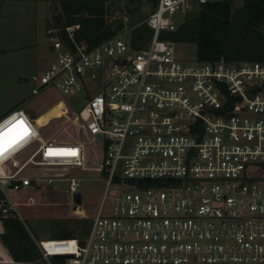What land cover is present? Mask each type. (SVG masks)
Listing matches in <instances>:
<instances>
[{
    "label": "built area",
    "instance_id": "1",
    "mask_svg": "<svg viewBox=\"0 0 264 264\" xmlns=\"http://www.w3.org/2000/svg\"><path fill=\"white\" fill-rule=\"evenodd\" d=\"M211 1L158 0L137 23L125 7L124 29L94 46L75 40L78 24L64 28L70 43L51 30L57 57L33 76L31 95L53 84L84 97L83 132L39 142L0 171V221L36 201L16 193L61 177L73 202L82 178L60 167L98 164L108 177L87 237L40 239L39 262L264 264V61L184 62L161 36ZM142 23L152 35L134 48L127 34ZM65 148L77 155H48ZM113 180L127 188L108 196Z\"/></svg>",
    "mask_w": 264,
    "mask_h": 264
},
{
    "label": "rangeland",
    "instance_id": "2",
    "mask_svg": "<svg viewBox=\"0 0 264 264\" xmlns=\"http://www.w3.org/2000/svg\"><path fill=\"white\" fill-rule=\"evenodd\" d=\"M26 1L25 3H28L30 0ZM31 1L34 2L33 6L31 2L28 4L29 9H32L31 17H17L20 12L14 6L7 8L3 6L4 16L0 13V43L3 48H10L6 54L0 55V118L2 117L0 129H6L12 121L24 120L30 128L37 130L26 141L0 159V161L4 159V164L7 166L26 156L39 135L44 137L55 135L73 140L82 135L84 128L79 117L85 103L81 95L74 92L64 93L53 84L38 94L31 95V89L36 84L33 76L42 73L57 57V53L49 49L52 42L50 38L55 35V32L47 30L54 28L56 22L67 21V14L61 21L56 0ZM36 2L41 4L38 10H36ZM105 2L107 21L115 26L121 21L119 14L126 7V2L124 0H105ZM235 2L236 5H240L242 0H235ZM65 4L67 7V2ZM130 9L131 22L137 23L153 11L154 4L142 0L131 4ZM37 11L39 16L36 17ZM130 35L131 33L127 34L128 37ZM7 36L9 38L6 40ZM176 47L177 56L182 61L196 60L194 43L178 42ZM0 53L2 54L3 51ZM97 91L100 89H95L90 94ZM15 106L21 108L3 117L10 109L16 108ZM89 146H94V142L90 141ZM91 155H94V151ZM62 168L60 167L57 171H64L67 177L82 178L78 189L82 195L81 211L74 209V203L70 200L68 191L67 199L63 194L66 193L69 184L63 177L53 181L52 188L55 192L46 191V189L39 191L37 188L28 187L25 192L22 191L17 196L18 200L22 201L26 200L28 194L38 196L35 203L21 204L17 207V212L11 215L18 220L24 236L36 241V244L40 239L46 238L70 236L86 238L105 192L108 176L98 164L68 170ZM126 188L125 186L117 187L113 180L107 191L108 196H115ZM109 204L110 201L107 200L106 206ZM6 259L8 257L0 261V264H12L11 260ZM44 264H65V262L51 257Z\"/></svg>",
    "mask_w": 264,
    "mask_h": 264
},
{
    "label": "trees",
    "instance_id": "3",
    "mask_svg": "<svg viewBox=\"0 0 264 264\" xmlns=\"http://www.w3.org/2000/svg\"><path fill=\"white\" fill-rule=\"evenodd\" d=\"M124 1L130 11L131 4L142 0ZM147 1L152 2L154 8L157 6L158 0ZM56 2L61 21L67 14V21L55 23L56 28H62L60 33L66 43H70V39L64 28L69 25L78 24L79 28L73 32L75 40L90 46L124 29L122 18L115 26L107 21L105 0H56ZM151 35L152 29L148 25L145 23L138 25L130 35L132 46L139 48ZM161 36L175 43H194L198 61L219 59L235 62L264 61V0H242L240 5H236L235 0H216L198 5L187 14L177 29L163 31ZM259 90L264 91V84ZM0 241L17 261L16 264L41 263L38 261L41 252L36 241L24 236L17 219L9 217L3 220ZM58 260L65 261V258Z\"/></svg>",
    "mask_w": 264,
    "mask_h": 264
},
{
    "label": "crops",
    "instance_id": "4",
    "mask_svg": "<svg viewBox=\"0 0 264 264\" xmlns=\"http://www.w3.org/2000/svg\"><path fill=\"white\" fill-rule=\"evenodd\" d=\"M51 1V0H50ZM53 1V0H52ZM25 2H27L26 0H0V13H2V11H3V6H5L6 8L7 7H10V6H14L15 8H17L18 9V11L20 12V15H18L17 17H19V18H27V17H31L32 16V9L30 10L29 9V2H31V4H32V6H33V4H34V2H32L31 0L30 1H28V3H25ZM41 6V4H39V2H36V10H38V7H40ZM7 9H5V11H6ZM2 16H4L3 15V13H2ZM37 16H39V13H38V11L36 12V17ZM56 27H55V25H54V28H48V30L47 31H50L51 32V30H53V29H55ZM16 32H18V30H16ZM9 37L7 36V38H6V40L8 39ZM0 51H3V53L1 54L0 53V55H3V54H6L8 51H10V48H3V46H1V43H0ZM35 86V85H34ZM33 86V87H34ZM32 87V88H33ZM32 90V89H31ZM16 108H12V109H10L9 111V113H7V114H11V113H15V112H17L21 107H17V106H15ZM6 114V115H7ZM66 115V114H65ZM0 120H1V118H0ZM36 123V122H35ZM38 127V126H37ZM32 129V133H36L37 132V130H35V129H33V128H31ZM39 137V138H38ZM36 139H35V141H34V146L33 147H30L29 148V153L34 149V147H36L37 146V144L39 143V142H42V141H46V140H48V139H50V138H56V139H58V140H60V141H67V139H65V138H61V137H56L55 135L53 136V135H51V136H49V137H44V136H42V135H39ZM29 153H27V155L29 154ZM26 155V156H27ZM26 156H23L22 157V159H18V161L20 160V161H22ZM1 159V158H0ZM20 163V162H19ZM11 169V165H5L4 164V159H2L1 161H0V171H8V170H10ZM40 189H46V191H50V192H55V190L52 188V187H47V188H39V191H40ZM25 192V191H24ZM56 192H59V191H56ZM40 193V192H39ZM62 193V192H61ZM16 194H18V195H16V196H19V193H16ZM63 194H65V196H66V199H67V191H66V193H63ZM28 195H32V194H28ZM39 195V194H38ZM34 196V195H33ZM34 198H35V200L36 199H38V196H34ZM68 207V206H67ZM3 231V221H0V233ZM0 244H1V246H3V248H4V250H5V252H6V254H7V257H8V259H6V260H11V261H15V262H17L16 260H14L13 258H12V256L10 255V253H9V251H8V249L3 245V243L0 241ZM38 245V244H37ZM6 257V258H7ZM3 260V259H2ZM2 260H0V261H2ZM18 263H30V262H18Z\"/></svg>",
    "mask_w": 264,
    "mask_h": 264
},
{
    "label": "snow or ice",
    "instance_id": "5",
    "mask_svg": "<svg viewBox=\"0 0 264 264\" xmlns=\"http://www.w3.org/2000/svg\"><path fill=\"white\" fill-rule=\"evenodd\" d=\"M32 135V129L24 120H19L6 129H0V158L17 148L22 142ZM50 156H75V149H52L49 150Z\"/></svg>",
    "mask_w": 264,
    "mask_h": 264
},
{
    "label": "water",
    "instance_id": "6",
    "mask_svg": "<svg viewBox=\"0 0 264 264\" xmlns=\"http://www.w3.org/2000/svg\"><path fill=\"white\" fill-rule=\"evenodd\" d=\"M49 49L50 50L54 49L53 44L49 45ZM98 136L101 137L100 134H98ZM73 203H74V209L81 211V209H82V195H81L80 191H77L73 194ZM52 257L53 258H65V257H67V255H65V254H53ZM39 264H43V262L39 263Z\"/></svg>",
    "mask_w": 264,
    "mask_h": 264
},
{
    "label": "bare ground",
    "instance_id": "7",
    "mask_svg": "<svg viewBox=\"0 0 264 264\" xmlns=\"http://www.w3.org/2000/svg\"><path fill=\"white\" fill-rule=\"evenodd\" d=\"M6 257H7L6 252L3 248V246H1V244H0V260L5 259Z\"/></svg>",
    "mask_w": 264,
    "mask_h": 264
}]
</instances>
